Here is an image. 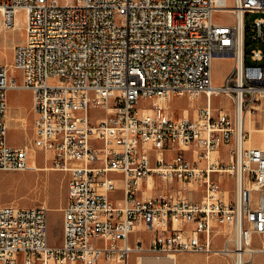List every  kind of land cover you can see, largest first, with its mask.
I'll use <instances>...</instances> for the list:
<instances>
[{
    "label": "built area",
    "instance_id": "1",
    "mask_svg": "<svg viewBox=\"0 0 264 264\" xmlns=\"http://www.w3.org/2000/svg\"><path fill=\"white\" fill-rule=\"evenodd\" d=\"M19 11L24 39L0 65V170L32 169L31 146L7 140V92L25 89L33 142L69 178L59 246L45 205L0 204V264H130L133 254L180 252L232 255L235 264L264 258V149L246 143L247 114L255 122L264 113V0H0L1 24L14 29ZM223 11L234 22L214 20ZM249 13L262 16L248 23ZM217 56L233 58L221 85ZM175 96L205 104L176 117L165 104ZM220 96L231 111L214 105ZM91 109L103 115L94 120ZM157 178L169 187L143 197ZM194 187L202 198L186 195ZM138 226L152 233L148 245L131 241Z\"/></svg>",
    "mask_w": 264,
    "mask_h": 264
},
{
    "label": "rangeland",
    "instance_id": "2",
    "mask_svg": "<svg viewBox=\"0 0 264 264\" xmlns=\"http://www.w3.org/2000/svg\"><path fill=\"white\" fill-rule=\"evenodd\" d=\"M61 4L69 3L73 0H58ZM233 0H228V6H232ZM262 16L259 13L246 14L245 20L248 23H252L254 19ZM214 20L217 22H234V17L229 12H219L214 16ZM18 21V22H17ZM15 28H6L0 22V65L9 64L14 59L13 48L16 44L22 41L24 35L26 15L24 11H19L15 15ZM233 70V58L217 56L213 59L212 73L213 82L216 85L225 83L226 78L231 74ZM17 81L21 82V72L18 70L15 73ZM215 106L224 107L230 111L233 109L231 101L225 97H215L213 99ZM7 104L12 115L23 116L25 122H12V126L9 128L7 140L12 146L30 145L31 151L35 149L36 159L40 167L53 168L52 157L48 152H44L35 146L34 139V118L35 114L32 109V93L30 90L25 89H11L7 92ZM151 101H140L139 106L149 105ZM168 106V110L176 117H180L185 110L189 114H193L197 107L205 104V97L197 99H191L188 96H175L170 101L165 103ZM264 104V100H263ZM21 114V115H19ZM90 115L92 119H97L103 115V112L91 109ZM23 123V124H22ZM253 126L257 129L264 130V113L260 112L256 115ZM246 130L248 131V123L246 122ZM253 145H261L264 143V132L254 131L250 133ZM174 152H169L168 157H172ZM225 156V150L223 151ZM189 158L193 155L191 152L186 153ZM69 173L52 169V170H23V171H1L0 170V204L12 203L23 207H31L36 205H45L48 208L49 219V240L51 245L57 246L62 243L63 233V212L62 207L65 206L67 201V182ZM223 187L226 190L227 197L233 195V179L225 174L223 176ZM167 184L158 178L156 179L155 188L153 194H159L163 189L168 188ZM180 187L175 185L174 189ZM189 198L194 200L199 199L203 192L201 188H187L185 191ZM114 203L118 204V200L122 198V192L120 190L111 194ZM151 232L144 229V227L138 226L137 229L131 234V241L133 242L137 238H141L143 243L148 242ZM257 244V242H254ZM192 254V258L187 256H179L178 264H206L209 256L204 254ZM172 261V262H171ZM176 263V264H177ZM102 264V263H101ZM132 264H135L134 257L132 258ZM156 264V262H153ZM160 264H173V260L166 258L161 261ZM252 264H264V259L258 255Z\"/></svg>",
    "mask_w": 264,
    "mask_h": 264
},
{
    "label": "crops",
    "instance_id": "3",
    "mask_svg": "<svg viewBox=\"0 0 264 264\" xmlns=\"http://www.w3.org/2000/svg\"><path fill=\"white\" fill-rule=\"evenodd\" d=\"M24 35H25V31H24ZM24 35H23V37H22V40L24 39ZM13 122V121H12ZM25 122V121H24ZM13 125V124H12ZM8 126H9V124H8ZM10 128V127H9ZM19 146H21V145H19ZM255 146H258V147H260L259 145H255ZM156 183V182H155ZM154 190V189H153ZM153 190H150V191H148V189L146 188V185L144 184V186H143V193H142V196L143 197H149V196H157V195H154L153 194ZM200 198H202V196L200 197ZM199 198V199H200ZM66 204V203H65ZM62 209H63V207H62ZM141 227V226H140ZM151 237H152V234H151V236L149 237V239H148V242L145 244V245H148V243H149V241H150V239H151ZM136 240V239H135ZM134 240V241H135ZM133 241V242H134ZM223 244V242L221 241V240H218L217 241V243H216V245L217 246H221ZM61 245V244H60ZM57 246H59V245H57ZM190 253H196V254H204V255H206L205 253H201V252H180V253H177L176 255H177V257H179V256H187V257H189V259L190 258H192V254H190ZM207 256H209V259L207 260V262H206V264H235L234 263V260H233V257H232V255H224V254H211V255H207ZM258 256H260V257H262L263 258V256L261 255V254H258ZM134 257V261H135V264H139V257H137V255H135V254H133L132 256H131V260H130V264H132V258ZM167 257H162V258H159V259H155L154 257H151V256H146V257H143L142 259H143V263L144 264H153V262H159V261H162V260H164V259H166ZM171 259V258H170ZM264 259V258H263ZM177 262H178V259H177ZM178 264V263H177ZM186 264H188V262H186Z\"/></svg>",
    "mask_w": 264,
    "mask_h": 264
},
{
    "label": "bare ground",
    "instance_id": "4",
    "mask_svg": "<svg viewBox=\"0 0 264 264\" xmlns=\"http://www.w3.org/2000/svg\"><path fill=\"white\" fill-rule=\"evenodd\" d=\"M18 22V21H17ZM12 112V111H11ZM10 112V109L8 108V114H7V117H8V124H9V127H11L12 126V121H15V122H18V121H21V122H23L24 123V121H25V118L23 117V116H14V115H12V113ZM185 114H188V111L187 110H185ZM19 115H21V114H19ZM246 122L248 123V132L249 133H252V132H254V131H261V132H264V130H261V129H257V128H255L254 126H253V119L252 118H250V114L248 113L247 114V118H246ZM22 123V124H23ZM247 144H252V139L251 138H249V140L246 142ZM260 147H262L263 149H264V143H262L261 145H260ZM32 151L33 152H30L29 153V157H30V164H31V167H32V169L31 170H52L53 168H49L48 167V165L46 166V167H40L39 165H38V162H37V159H36V154H35V149H32ZM149 185V188H148V191H150L151 189H152V187H153V180L152 179H150L149 180V183H148ZM253 249V246H250V247H247V249H244V251L242 250V251H238V254H242L243 256H244V254L245 253H249L251 250ZM240 252V253H239ZM167 258H171V260H173V264H176L177 263V259H178V257H177V255L176 254H174V255H171V256H169V257H167ZM156 259V258H155ZM172 262V261H171ZM161 263V261H159V262H156V264H160ZM139 264H144L143 263V259L142 258H139Z\"/></svg>",
    "mask_w": 264,
    "mask_h": 264
},
{
    "label": "trees",
    "instance_id": "5",
    "mask_svg": "<svg viewBox=\"0 0 264 264\" xmlns=\"http://www.w3.org/2000/svg\"><path fill=\"white\" fill-rule=\"evenodd\" d=\"M246 35L248 36V30H246ZM247 40H246V45H247ZM246 49H248V47H246Z\"/></svg>",
    "mask_w": 264,
    "mask_h": 264
}]
</instances>
